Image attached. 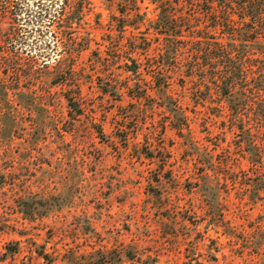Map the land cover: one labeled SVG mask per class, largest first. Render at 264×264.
I'll use <instances>...</instances> for the list:
<instances>
[{"label":"rangeland","instance_id":"374dc122","mask_svg":"<svg viewBox=\"0 0 264 264\" xmlns=\"http://www.w3.org/2000/svg\"><path fill=\"white\" fill-rule=\"evenodd\" d=\"M151 1L88 0L70 28L56 24L64 0H20L16 14L0 2V46L15 28L51 103L38 127L13 102L0 137V264H264V201L244 186L258 174L225 103L176 77L159 89ZM39 17L44 38L29 36Z\"/></svg>","mask_w":264,"mask_h":264},{"label":"trees","instance_id":"16d2710c","mask_svg":"<svg viewBox=\"0 0 264 264\" xmlns=\"http://www.w3.org/2000/svg\"><path fill=\"white\" fill-rule=\"evenodd\" d=\"M19 1L0 0L3 14H16ZM156 2L160 4V13L152 28L162 37L156 64L163 80L158 83L159 89H171L176 77L177 83L189 89L195 100H203L205 92L225 103L228 129L240 133L243 145L240 148L248 154L251 167L258 174L251 183L245 182V192L254 203L264 201V0H152L150 3ZM87 4L88 0H64L56 24L60 28L78 24ZM40 11L51 15L48 7ZM39 18L29 36L36 34L44 38L45 32L50 31L43 30L46 27ZM17 35L11 27L4 36L11 45L0 46V108L6 109L0 115V137L10 134L13 128L9 122L16 123L20 117L13 102L23 108L30 107L36 113L38 119L34 122L38 127L51 118L50 93L36 88L34 61L30 59L26 67L21 63L14 46ZM44 48L49 46L45 43ZM128 60L131 62L126 65L128 72L137 75V60ZM27 80L31 84L23 87L22 82ZM68 102L70 107L76 106L72 98ZM37 131L43 132L38 128ZM206 177L202 175L201 183Z\"/></svg>","mask_w":264,"mask_h":264}]
</instances>
